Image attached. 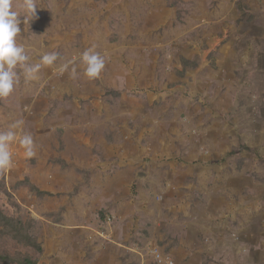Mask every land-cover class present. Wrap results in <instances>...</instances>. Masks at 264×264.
<instances>
[{"label": "rangeland", "instance_id": "obj_1", "mask_svg": "<svg viewBox=\"0 0 264 264\" xmlns=\"http://www.w3.org/2000/svg\"><path fill=\"white\" fill-rule=\"evenodd\" d=\"M35 2L17 42L59 59L0 99V264H264V0Z\"/></svg>", "mask_w": 264, "mask_h": 264}, {"label": "clouds", "instance_id": "obj_2", "mask_svg": "<svg viewBox=\"0 0 264 264\" xmlns=\"http://www.w3.org/2000/svg\"><path fill=\"white\" fill-rule=\"evenodd\" d=\"M21 8L23 23L28 24L29 27V22L37 18V4L35 0H23ZM19 17L21 14L14 7L13 0H0V99L7 98L12 94L20 83L21 75L24 83L34 81L38 79V73L42 66H51L59 59V53L49 52L43 54L39 62L28 63L30 56L25 47L17 42V37L21 32ZM80 63L83 66L84 77L90 81L98 79L105 68L104 57L93 48H89L81 54ZM17 68L22 72H18ZM67 68V64L62 65L61 71H65ZM72 73L77 74L75 67L72 68ZM22 125L23 121L17 120L9 126L7 131H0V170H7L11 167L12 158L9 147L17 140V131L21 129ZM18 142L24 150L26 158L31 159L36 156V145L31 134H21Z\"/></svg>", "mask_w": 264, "mask_h": 264}, {"label": "trees", "instance_id": "obj_3", "mask_svg": "<svg viewBox=\"0 0 264 264\" xmlns=\"http://www.w3.org/2000/svg\"><path fill=\"white\" fill-rule=\"evenodd\" d=\"M0 259H2L1 256ZM21 264H36V261H32L31 259L25 258Z\"/></svg>", "mask_w": 264, "mask_h": 264}]
</instances>
